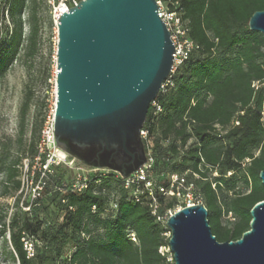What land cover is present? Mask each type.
I'll use <instances>...</instances> for the list:
<instances>
[{
    "label": "trees",
    "instance_id": "1",
    "mask_svg": "<svg viewBox=\"0 0 264 264\" xmlns=\"http://www.w3.org/2000/svg\"><path fill=\"white\" fill-rule=\"evenodd\" d=\"M33 1L0 0V84L23 46L24 13ZM178 8L198 48L173 74L174 85L156 98L163 112L150 126L145 150L154 158L158 214L178 202L160 194L158 185L168 187L170 173L184 174L204 200L217 239L237 240L250 229L253 206L264 200V35L249 27L252 14L264 10V0H179ZM151 115L150 105L145 126ZM46 160L42 155L35 183ZM51 170L35 199H23L24 186L15 181V206L22 216L15 211L8 223H0V235L10 232L18 264H171L159 251L169 246L170 229L153 214V197L143 183L126 187L110 170L75 191L73 169L52 164ZM239 172L246 190L236 189ZM135 188L142 191L140 201ZM48 195L60 216L54 223L38 212ZM226 215L232 218L227 223ZM29 241L33 255L26 249Z\"/></svg>",
    "mask_w": 264,
    "mask_h": 264
},
{
    "label": "water",
    "instance_id": "2",
    "mask_svg": "<svg viewBox=\"0 0 264 264\" xmlns=\"http://www.w3.org/2000/svg\"><path fill=\"white\" fill-rule=\"evenodd\" d=\"M56 144L80 162L128 177L148 159L140 131L173 66L156 0H80L57 20ZM264 35V10L249 19ZM264 184V170L260 174ZM203 203L167 220L174 264H264V200L250 229L220 242Z\"/></svg>",
    "mask_w": 264,
    "mask_h": 264
},
{
    "label": "rangeland",
    "instance_id": "3",
    "mask_svg": "<svg viewBox=\"0 0 264 264\" xmlns=\"http://www.w3.org/2000/svg\"><path fill=\"white\" fill-rule=\"evenodd\" d=\"M52 10L49 0H34L29 4L24 13L23 46L0 84L1 224L8 223L15 211L22 216V209L15 206V197L19 194L15 189V181H21L24 186L22 197L28 198L35 185L34 177L41 167L42 155L46 154L47 159L52 161H63L59 157L62 151L67 157L61 164L67 166L66 163L74 161V165L88 167L62 150L55 140L47 141L46 133L53 125L56 102L58 26ZM236 185V189L246 190L243 172L237 173ZM199 200L200 203L204 201L201 198ZM38 212L52 223L60 218L55 201L49 195L43 200ZM230 216L223 217L225 223L232 220ZM9 236L8 230L0 235V264H18L12 257L14 251ZM27 240L24 238L23 241ZM38 243L42 246L40 241ZM70 250L66 249V254H70ZM167 255L170 263L174 264L171 250Z\"/></svg>",
    "mask_w": 264,
    "mask_h": 264
},
{
    "label": "built area",
    "instance_id": "4",
    "mask_svg": "<svg viewBox=\"0 0 264 264\" xmlns=\"http://www.w3.org/2000/svg\"><path fill=\"white\" fill-rule=\"evenodd\" d=\"M52 5V13L55 21L58 20L60 15L64 11H68L70 7L77 5L80 0H49ZM158 5V12L160 17L165 22L168 30L170 31V37L172 42L174 43V58H173V66L171 69V73L168 78L162 83L161 91H165L169 86H173V74L178 70V68L191 56V54L198 48V44L194 39H192L189 35V25L188 21L184 18V14L179 9V0H156ZM61 5H64L65 9L62 10ZM152 106V115L146 124V121L143 125V128L140 131L141 138L143 140L145 149L150 146V126L158 120L159 116L163 112L162 106L158 101L154 100L151 103ZM147 120V118H146ZM238 123V122H236ZM218 130H220V126H216ZM47 141H54V120L53 125L49 131L46 133ZM146 157L147 161L137 170H135L128 177L122 176V174L118 171L113 170L116 173V178H122L125 182L126 187H133L135 184L143 183L144 189H146L149 194L153 197V202H151L150 207L152 209L153 214L157 215V219L165 223L167 225L168 218L178 209L182 208L185 205H193L196 203H200V196L196 194L194 185L187 184L186 177L184 174L179 173H170L168 174L170 178V185L165 187L163 185H158V192L165 197H176L179 203L174 208H166L163 214H158L159 202L154 196V186L156 185L154 179V158L151 155V152L147 149ZM63 161L57 160L52 161L51 159H47L43 165L44 170L41 172V178L38 182H34L35 185L33 187L32 194L30 195L32 199L40 196L41 191L43 190V177L47 172H51L52 164H61ZM42 163V161H41ZM69 168L74 170V178L72 181L71 189L75 191H82L88 188L89 184L93 180V175H106L111 169L109 168H98L92 166L85 165H74V161L70 163H66ZM41 170V168H40ZM141 190L135 188L133 193L135 199L137 201L141 200ZM111 209L116 210L118 208V202L114 199L111 200ZM168 227V226H167ZM170 234V231L166 233ZM170 236V235H169ZM130 237L133 241H136L135 233H130ZM26 249L29 255L33 254L34 249L32 247V243L26 244ZM159 251L162 254H167L170 252L169 246H161ZM173 259V257H171Z\"/></svg>",
    "mask_w": 264,
    "mask_h": 264
},
{
    "label": "bare ground",
    "instance_id": "5",
    "mask_svg": "<svg viewBox=\"0 0 264 264\" xmlns=\"http://www.w3.org/2000/svg\"><path fill=\"white\" fill-rule=\"evenodd\" d=\"M61 8L62 10H64L65 9L64 5H61ZM59 157H61V159L63 160L67 157V155L64 152L60 151Z\"/></svg>",
    "mask_w": 264,
    "mask_h": 264
}]
</instances>
